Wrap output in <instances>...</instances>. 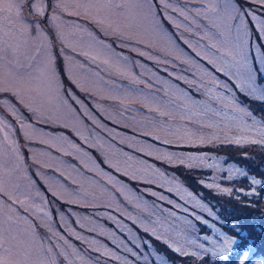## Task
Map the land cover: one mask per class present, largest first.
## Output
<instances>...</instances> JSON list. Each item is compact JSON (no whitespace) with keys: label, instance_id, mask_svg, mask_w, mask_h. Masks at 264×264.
<instances>
[{"label":"rangeland","instance_id":"obj_1","mask_svg":"<svg viewBox=\"0 0 264 264\" xmlns=\"http://www.w3.org/2000/svg\"><path fill=\"white\" fill-rule=\"evenodd\" d=\"M40 2L42 16L26 5L11 24L0 11V55L31 104L0 93V236L13 264H167L162 246L182 264L211 243L221 250L225 237L234 243L223 257L203 264H264L231 228L241 212L264 221V175L252 172L264 166V94H248L264 64L260 0H228L235 19L225 0H150L154 21L121 17L120 32L98 7L105 0ZM237 45L244 79L225 55Z\"/></svg>","mask_w":264,"mask_h":264},{"label":"snow or ice","instance_id":"obj_2","mask_svg":"<svg viewBox=\"0 0 264 264\" xmlns=\"http://www.w3.org/2000/svg\"><path fill=\"white\" fill-rule=\"evenodd\" d=\"M260 3L264 4V0H260ZM26 5L30 7L37 15H41V16L43 15L44 6L40 2V0H36V2L34 3L31 2V0H3V2L0 3V11L8 13V16L5 17V19L8 20L9 24H11L13 18L21 21L25 19L23 15V10ZM98 7H101L107 11V19L110 21L108 27L112 29L114 32L121 31V25L117 22L121 17L129 21H135V20H140L144 22L150 20L154 21V13L152 11V5L150 3V0H119V2H117V0H105V3L99 5ZM209 9L215 11V8L212 5H209ZM225 11L228 14L229 19L236 18L233 15V13L236 12L237 9L236 7L228 3V0H225ZM240 15H243V13H240ZM249 15H253V19L259 20V18L255 17L254 14L249 13ZM113 17H115V19H113ZM53 19H56V17L53 16ZM103 22L104 21H100V23ZM153 26L158 27V25L155 24ZM257 27L261 30V32H264V21H260L257 24ZM21 31L22 33H27L28 31H30V28L28 25L24 24L21 26ZM35 31L37 32V38L43 36V31L39 27V25H37ZM215 46L216 45H213V47ZM6 51H7L6 47L0 48V53H5ZM17 51H18V46L12 49L13 54H16ZM225 55L233 56L235 63L232 64V67L237 68V72L241 73L242 79L247 77V60L245 58L243 48L240 45H237L235 55L233 54L232 51L226 52ZM236 57H238V59H236ZM0 61H2V63H0V93H11L13 96L19 99L22 104H25V106L29 107L31 110V104L25 103V93L27 91L23 86L25 81L23 78L15 75L13 71V61L7 60L4 55H0ZM225 63L228 62L225 61ZM16 68L18 69L19 65H16ZM219 71H224V68H220ZM215 83H219V82L215 81ZM2 103L5 107L9 109V111L12 112L13 115H17V110L15 108V105L11 104V101L5 99L2 101ZM0 124H2V121H0ZM240 142H241L240 139L236 140V143H240ZM252 142L255 143L256 141H252ZM261 143H264V141H261ZM252 183L256 184L259 183V181L254 179ZM208 186L212 187V185H208ZM223 191L228 192L230 191V189H224ZM161 198L163 199V197ZM40 210L43 211V209ZM9 220H11V217H9ZM0 231H2V229H0ZM153 232L155 234V230H153ZM233 243H234L233 239L229 237H225V245L224 248L220 250V254L223 255L226 249L230 248ZM173 247H174V251H176L177 253L188 255V253L184 252L181 247L179 246H173ZM200 247H203V245H201ZM0 250H2L3 253L0 254V264H13V262L10 259L11 251L9 248L4 247L2 236H0ZM51 251H52L51 248H49L48 252ZM61 255L67 256L66 253H62ZM37 264H56V260L53 259L50 262L48 260H40L37 262ZM241 264H243V261H241Z\"/></svg>","mask_w":264,"mask_h":264},{"label":"trees","instance_id":"obj_3","mask_svg":"<svg viewBox=\"0 0 264 264\" xmlns=\"http://www.w3.org/2000/svg\"><path fill=\"white\" fill-rule=\"evenodd\" d=\"M258 156V153L253 154ZM263 155V154H262ZM260 157V156H258ZM262 158V157H261ZM260 161V160H259ZM157 164H161L158 161H155ZM173 172V169L170 170ZM252 172H259L261 176L264 175V166L257 164ZM182 180L181 175L179 174L178 180ZM183 181V180H182ZM184 186V184H183ZM218 190H214V193ZM231 228L237 232L238 237H240L242 242H247V244H257L258 242H264V221L258 219L255 215L244 214L243 212L240 213L238 220L236 223H233ZM245 245L239 246L242 248ZM261 256L264 254H260ZM258 256V255H257ZM255 257V256H254ZM190 258V257H189ZM182 264H200L198 261H182Z\"/></svg>","mask_w":264,"mask_h":264}]
</instances>
